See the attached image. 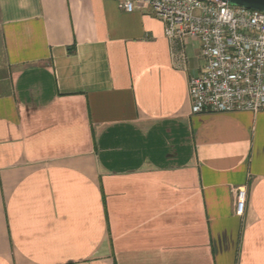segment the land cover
<instances>
[{"label": "crops", "instance_id": "1", "mask_svg": "<svg viewBox=\"0 0 264 264\" xmlns=\"http://www.w3.org/2000/svg\"><path fill=\"white\" fill-rule=\"evenodd\" d=\"M183 49L114 0H0V264H264V109L192 113Z\"/></svg>", "mask_w": 264, "mask_h": 264}, {"label": "built area", "instance_id": "2", "mask_svg": "<svg viewBox=\"0 0 264 264\" xmlns=\"http://www.w3.org/2000/svg\"><path fill=\"white\" fill-rule=\"evenodd\" d=\"M121 10H149L163 23L178 64L184 44L199 43L201 72L188 78L191 112H257L264 109V12L222 0H114ZM237 203L244 188H233Z\"/></svg>", "mask_w": 264, "mask_h": 264}, {"label": "water", "instance_id": "3", "mask_svg": "<svg viewBox=\"0 0 264 264\" xmlns=\"http://www.w3.org/2000/svg\"><path fill=\"white\" fill-rule=\"evenodd\" d=\"M233 6L254 9L264 12V0H222Z\"/></svg>", "mask_w": 264, "mask_h": 264}]
</instances>
